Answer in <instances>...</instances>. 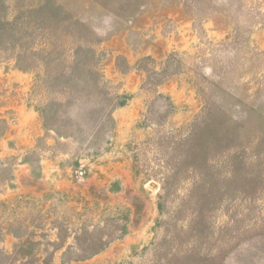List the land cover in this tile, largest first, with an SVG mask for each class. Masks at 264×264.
<instances>
[{
	"label": "rangeland",
	"instance_id": "obj_1",
	"mask_svg": "<svg viewBox=\"0 0 264 264\" xmlns=\"http://www.w3.org/2000/svg\"><path fill=\"white\" fill-rule=\"evenodd\" d=\"M0 264H264V0H0Z\"/></svg>",
	"mask_w": 264,
	"mask_h": 264
}]
</instances>
